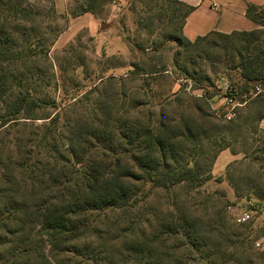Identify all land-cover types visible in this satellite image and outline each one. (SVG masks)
Wrapping results in <instances>:
<instances>
[{"label": "trees", "instance_id": "obj_1", "mask_svg": "<svg viewBox=\"0 0 264 264\" xmlns=\"http://www.w3.org/2000/svg\"><path fill=\"white\" fill-rule=\"evenodd\" d=\"M43 1L0 0V133L23 131L21 136H12L13 151L8 148L5 158L6 149L0 150V164L8 172L2 176L8 189H0V264H98V255L113 257L99 229L108 232L110 221L138 206V197L144 200L156 189L178 186L196 191L214 180L213 166L222 151L237 152L222 143L223 127L215 121L235 123L243 130L252 117L264 120V92L238 109L235 119L218 118L210 101L219 92L200 65L223 63L239 94L264 89V6L247 7L256 30L212 32L190 41L184 36V26L192 7L178 0H129L128 11L141 38L139 42L126 39L133 60L129 71L120 78L103 77L102 88L84 93L75 83L56 98L42 95L37 75L28 71L19 75L20 68L35 64L38 58L50 64L48 48L32 38L35 25L54 13V7L46 12L37 5ZM73 2L67 10L71 17L93 15L105 20L116 0ZM119 24L124 29L122 20ZM167 53L176 72L192 83V90L204 91L202 97L188 93V86L179 83L177 90L157 92L158 81L172 74L164 61ZM126 78L140 79V87L127 89ZM244 109L248 116L239 114ZM246 131L254 134L251 128ZM204 142L218 148L207 168L201 166L206 160L201 152ZM41 152L43 157H39ZM14 154L22 157L14 159ZM58 162L71 168L57 167ZM17 169L32 176L30 191L21 187ZM202 169H207L205 175ZM136 183L142 185L141 190ZM234 194L241 197L236 190ZM216 223L222 229L225 226L220 216ZM199 224L193 217L181 216V236L189 238L191 246L197 238L206 239ZM93 238L100 248L95 257V252L88 255ZM140 247L137 244L134 254L127 253L135 262Z\"/></svg>", "mask_w": 264, "mask_h": 264}, {"label": "rangeland", "instance_id": "obj_2", "mask_svg": "<svg viewBox=\"0 0 264 264\" xmlns=\"http://www.w3.org/2000/svg\"><path fill=\"white\" fill-rule=\"evenodd\" d=\"M128 1L116 0L115 4L122 5L121 10L112 21L107 22L111 15L110 8L109 16L101 20L99 27H96L92 20L73 18L67 13L69 3L74 5L73 0H54V2L45 0L37 4L46 12L54 7L52 15L43 23L35 25L36 31L32 36L48 48L47 58L52 66L50 67L46 58H38L35 64H27L25 69L20 68V77L24 71L32 72L39 77L36 83L40 86L38 89L42 95L49 93L51 97L56 98L63 93V90H72V85L75 83L84 93L94 87L102 88L100 79L103 77H123L133 61L126 39L131 38L138 42L141 39L136 35L134 15L128 11ZM64 7H67V10ZM120 20L123 21L124 29L119 24ZM22 40L23 37H20L19 45L23 43ZM262 40L264 41V33ZM262 47L264 48V45ZM170 57L171 55L167 53L164 61L172 74L158 81L159 86H156V89L159 94L167 93L171 87L177 90L178 83L187 85L188 88L192 85L191 82L184 81L172 67ZM200 65L214 83L221 75H227L223 63L211 61ZM62 75L64 79L61 78ZM231 75L238 83L236 74ZM130 80L131 78H126L127 89L140 87V79ZM191 92L193 90L188 91ZM197 94L200 92L197 91L195 95ZM213 104L214 109H221L217 100H214ZM239 114L249 115L245 109L240 110ZM252 118L243 130H241L242 126H236L235 123L231 126L214 122L223 127L225 141L222 143H229L234 150L243 152L247 158L233 163L227 176L226 173L214 176V180L206 182L196 191L178 186L169 190L156 189L144 199L145 201L138 197L140 199L138 206L130 213L110 221L107 226L108 232H105V228L98 230L104 245L113 249V255L111 254L113 257L109 259H103L98 255V264H141V262L142 264H264V172L262 170L264 153L260 152L264 149V120L258 122L257 118ZM246 128H251L254 134L245 132ZM14 135L21 136L23 131L19 133L12 131L11 135L6 136L4 132L0 133V150L6 149L3 158L7 156L8 148L13 151L9 143ZM59 142V149L63 152L64 141L60 138ZM202 148L201 152H204L206 160L201 166L207 168L211 165L214 152L218 148L207 142L203 143ZM43 156L41 152L39 157ZM13 157L21 158L22 155L14 154ZM256 158L262 161L255 162ZM224 159L221 158L217 171L221 168ZM63 165L71 168V164L63 162H58L57 167ZM11 166L14 169V165ZM206 171L207 169H202V174L205 175ZM7 173L5 165L0 164V189H8L2 179ZM15 173L18 175L21 187L30 191L32 184L30 173L24 175V171L20 169L15 170ZM136 186L139 190L142 189L141 184L136 183ZM35 189L38 191L37 187ZM234 190L241 196L239 199L235 194L233 196ZM52 195L58 194L53 192ZM32 197L37 196L33 193ZM250 211H252L250 222L241 226L236 224L237 215ZM184 215L197 219L206 237L204 240L197 238L194 246H191L189 238L181 236V216ZM219 216L225 225L223 229L216 223ZM96 241L97 239L93 238L88 242L89 256L95 257L100 249ZM137 244H141L140 250L137 251L142 261L138 258L135 262L131 254H134ZM93 252L95 254L92 255ZM128 252L131 254H127Z\"/></svg>", "mask_w": 264, "mask_h": 264}, {"label": "crops", "instance_id": "obj_3", "mask_svg": "<svg viewBox=\"0 0 264 264\" xmlns=\"http://www.w3.org/2000/svg\"><path fill=\"white\" fill-rule=\"evenodd\" d=\"M192 7L193 12L189 15L184 26V36L190 41L198 37L206 36L212 32L231 34L233 32H250L258 29V26L247 17L248 5L257 7L264 6V0H178ZM121 4L117 3L111 7V15L107 22L112 21L121 10ZM67 10V7H64ZM82 19L92 20L99 27L101 20L93 15H85ZM129 51V50H128ZM224 162L219 171L217 167L221 158ZM243 152L233 153L231 149L222 151L215 160L212 174L221 176L227 172L228 167L243 160ZM234 196V193H233Z\"/></svg>", "mask_w": 264, "mask_h": 264}, {"label": "built area", "instance_id": "obj_4", "mask_svg": "<svg viewBox=\"0 0 264 264\" xmlns=\"http://www.w3.org/2000/svg\"><path fill=\"white\" fill-rule=\"evenodd\" d=\"M215 88L219 92V95L216 99L220 103V108H224V111L221 109H214V100L210 101L213 110L218 118L231 121L236 118L238 109L244 107L249 101L254 99L256 96L264 92V89L261 87H256L252 89L249 93L239 94L237 87L231 83L226 75H221L217 81L214 83ZM188 91L192 90V85L187 88ZM195 94L197 91H193ZM200 94L197 96L202 97L204 91H198ZM264 171V168H263ZM252 211L243 212L240 215H237L235 218L236 224L243 225L251 221ZM259 247V244H257Z\"/></svg>", "mask_w": 264, "mask_h": 264}]
</instances>
